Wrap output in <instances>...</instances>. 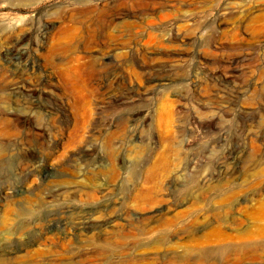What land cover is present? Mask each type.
<instances>
[{"label": "rangeland", "instance_id": "obj_1", "mask_svg": "<svg viewBox=\"0 0 264 264\" xmlns=\"http://www.w3.org/2000/svg\"><path fill=\"white\" fill-rule=\"evenodd\" d=\"M0 258L264 264V0H0Z\"/></svg>", "mask_w": 264, "mask_h": 264}, {"label": "bare ground", "instance_id": "obj_2", "mask_svg": "<svg viewBox=\"0 0 264 264\" xmlns=\"http://www.w3.org/2000/svg\"><path fill=\"white\" fill-rule=\"evenodd\" d=\"M114 25V24H112ZM74 35V34H72ZM56 67L59 68V70H62L63 68L60 67L59 64H56ZM27 86V85H26ZM30 86V85H29ZM40 90V89H39ZM38 90V91H39ZM34 94V93H33ZM42 94V93H41ZM39 101V100H38ZM9 106V105H8ZM49 108V107H48ZM8 109V108H7ZM38 109V108H37ZM12 111V110H11ZM56 112V111H55ZM12 113V112H11ZM142 113V112H141ZM22 115V114H21ZM21 115H15L14 117L16 118V122H18V124H23V125H26L28 126V129L29 128H35V127H32V118L30 116H21ZM33 115V114H32ZM10 116V115H9ZM136 116V115H135ZM61 117V116H59ZM11 118V117H10ZM67 118V117H66ZM12 119V118H11ZM14 119V118H13ZM34 124V123H33ZM37 129V128H36ZM33 130V129H32ZM31 130V132H32ZM35 131V130H34ZM37 133V132H36ZM42 135H46L47 132L45 130H42L41 131ZM72 133V132H71ZM38 134H39V131H38ZM57 134V133H56ZM37 135V134H36ZM40 135V136H42ZM166 139H169V138H166ZM166 139H164V141H166ZM169 163V160L167 158V156H160L158 157L157 160L153 161V160H150L147 162L146 166H145V169H144V172H145V175H146V182L148 184V181L150 182V180L152 181H156L159 176L165 172L166 170V167ZM206 181V179H205ZM143 193V192H141ZM139 192L135 193L134 194V199L138 202L140 199L142 200H148V201H151L152 200V195H151V190H149L148 192L146 193H143L141 194ZM142 204V203H141ZM142 206V205H141ZM156 211V210H155ZM159 213H161L160 211H157ZM112 221V220H111ZM51 224V223H50ZM91 224V223H90ZM104 224V223H103ZM88 225V223L85 224V226ZM86 233V232H85ZM101 234V233H100ZM98 237V236H97ZM83 247V246H82ZM63 252V251H62ZM64 258V257H63ZM31 260V259H30ZM2 259L0 258V264H2Z\"/></svg>", "mask_w": 264, "mask_h": 264}]
</instances>
